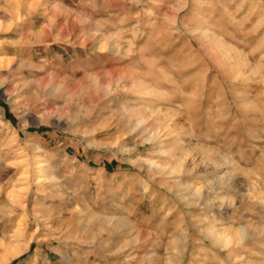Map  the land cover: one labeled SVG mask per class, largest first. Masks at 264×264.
Returning <instances> with one entry per match:
<instances>
[{"label": "rangeland", "instance_id": "374dc122", "mask_svg": "<svg viewBox=\"0 0 264 264\" xmlns=\"http://www.w3.org/2000/svg\"><path fill=\"white\" fill-rule=\"evenodd\" d=\"M0 264H264V0H0Z\"/></svg>", "mask_w": 264, "mask_h": 264}]
</instances>
